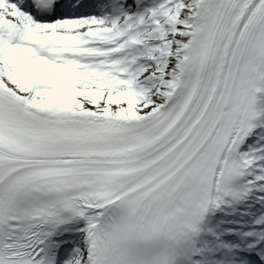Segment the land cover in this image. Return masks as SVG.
<instances>
[{
  "label": "snow or ice",
  "instance_id": "6c2138e0",
  "mask_svg": "<svg viewBox=\"0 0 264 264\" xmlns=\"http://www.w3.org/2000/svg\"><path fill=\"white\" fill-rule=\"evenodd\" d=\"M0 264H264V0H0Z\"/></svg>",
  "mask_w": 264,
  "mask_h": 264
}]
</instances>
